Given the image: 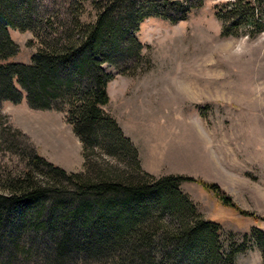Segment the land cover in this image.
<instances>
[{
	"label": "trees",
	"instance_id": "obj_1",
	"mask_svg": "<svg viewBox=\"0 0 264 264\" xmlns=\"http://www.w3.org/2000/svg\"><path fill=\"white\" fill-rule=\"evenodd\" d=\"M205 1L0 0V141L14 153L17 147L5 135L29 141L8 122L2 124L6 119L1 114L4 102L18 104L26 96L33 110L65 114L85 160L82 173H68L34 149L24 172L3 176L0 259L6 260L0 264L13 263L14 251L23 264L33 253L39 257L34 264H60L71 256L76 257L72 264H235L245 244L226 247L219 223L204 220L181 190L184 181L194 179L145 173L138 149L105 110L113 76L104 65L127 75L143 64L142 23L158 18L176 24ZM86 3L96 11L94 22L82 21ZM255 9L253 0L220 7L223 35L239 37L245 26L264 31V18ZM11 29L31 31L38 39L30 64L8 62L19 51ZM98 150L129 158L130 171L101 166L93 160ZM41 167L48 171V182L35 174ZM200 184L223 206L253 217L216 185ZM45 208L49 214L26 236L24 227ZM169 216L176 227L167 225Z\"/></svg>",
	"mask_w": 264,
	"mask_h": 264
},
{
	"label": "rangeland",
	"instance_id": "obj_2",
	"mask_svg": "<svg viewBox=\"0 0 264 264\" xmlns=\"http://www.w3.org/2000/svg\"><path fill=\"white\" fill-rule=\"evenodd\" d=\"M229 1L234 0H206L176 24L158 18L144 21L138 33L143 64L127 75L104 65L113 76L105 110L138 149L145 173L194 179L184 181L181 190L204 220L219 223L226 247L245 244L235 264H264V31L245 26L239 37L223 35L226 22L217 11ZM258 1L253 0L256 13L258 9L264 18V0ZM95 19L96 11L86 3L82 21ZM10 36L19 51L8 62L30 64L39 48L34 33L11 29ZM1 114L7 120L2 124L8 122L29 141L5 135L16 145V153L5 150L0 141V193H5L3 176L24 172L34 151L68 173L84 171L83 145L64 113L33 110L24 96L18 104L4 102ZM93 160L130 171L127 157L98 150ZM40 170L36 176L48 182L47 169ZM200 181L219 187L253 217L223 206ZM48 214V208L39 218L34 214L24 227L26 236ZM165 221L170 228L178 225L170 216ZM14 253L11 264H23L19 252ZM75 258L60 264H72ZM38 259L33 253L25 264Z\"/></svg>",
	"mask_w": 264,
	"mask_h": 264
},
{
	"label": "crops",
	"instance_id": "obj_3",
	"mask_svg": "<svg viewBox=\"0 0 264 264\" xmlns=\"http://www.w3.org/2000/svg\"><path fill=\"white\" fill-rule=\"evenodd\" d=\"M110 93V92H109Z\"/></svg>",
	"mask_w": 264,
	"mask_h": 264
}]
</instances>
